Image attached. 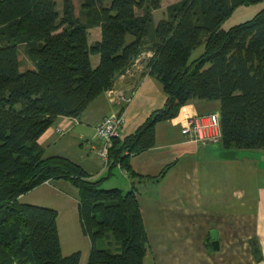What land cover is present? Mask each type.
<instances>
[{"label": "trees", "instance_id": "trees-1", "mask_svg": "<svg viewBox=\"0 0 264 264\" xmlns=\"http://www.w3.org/2000/svg\"><path fill=\"white\" fill-rule=\"evenodd\" d=\"M164 1L61 0L60 11L56 0H0V264L80 263V252L62 253L57 211L18 201L61 180L79 192V219L91 242L87 264H144L150 246L136 185L158 182L171 166L142 177L130 160L154 147L156 126L191 102L220 103L223 149L264 151V10L222 29L238 7L261 0H182L155 24ZM96 28L100 40L90 44ZM145 53L152 56L143 75L161 83L165 104L113 140L107 177L92 178L67 158H46L39 140L54 123L81 118ZM115 168L132 180L130 190L103 189Z\"/></svg>", "mask_w": 264, "mask_h": 264}, {"label": "crops", "instance_id": "crops-1", "mask_svg": "<svg viewBox=\"0 0 264 264\" xmlns=\"http://www.w3.org/2000/svg\"><path fill=\"white\" fill-rule=\"evenodd\" d=\"M151 56L143 54L81 118H59L39 140L45 157L67 158L92 178L107 177V167L101 168L88 154L100 147L98 124L121 112L126 119L121 137H125L165 104L161 83L143 75ZM119 96L130 101L121 102ZM214 105L194 101L184 106L177 118L156 126V145L130 160L142 177H158L171 166L158 182L136 185L150 246L144 264H264V151H227L219 138L204 144L182 134L189 119L219 115L220 107ZM212 134L209 130L208 135ZM214 134L220 136V128ZM117 169L127 180L126 191L130 190L132 180ZM78 195L70 182L61 180L47 182L18 201L57 211L63 255L80 252L79 264H87L91 242L82 231ZM213 231L217 232V250Z\"/></svg>", "mask_w": 264, "mask_h": 264}, {"label": "built area", "instance_id": "built-area-1", "mask_svg": "<svg viewBox=\"0 0 264 264\" xmlns=\"http://www.w3.org/2000/svg\"><path fill=\"white\" fill-rule=\"evenodd\" d=\"M120 101L128 103L130 100L120 98ZM124 124V115L119 112L106 117L96 128V138L100 141L97 154L105 165L108 163V154L113 140L121 137ZM219 125V116L216 114L207 117H194L189 119L186 125L183 126L182 134L197 142L206 144L220 138L218 134H214L219 129ZM209 130H212V135H208ZM59 132L62 133L63 131L60 130Z\"/></svg>", "mask_w": 264, "mask_h": 264}, {"label": "rangeland", "instance_id": "rangeland-1", "mask_svg": "<svg viewBox=\"0 0 264 264\" xmlns=\"http://www.w3.org/2000/svg\"><path fill=\"white\" fill-rule=\"evenodd\" d=\"M56 1L58 2V6H59V9L61 11V0H56ZM180 1H182V0H165L163 2L162 8L160 10L154 12V23L157 24V23H159V21H161L162 19L166 18V13H167L166 9L169 6H171V5L175 4V3H178ZM262 10H264V0H261L258 3L252 4V5H249V6L238 7L234 11L233 15L223 24L222 29L228 30V29H230V28H232L234 26H237V25H240L242 23H245V22L251 20L253 17H255V15H257ZM100 37H101V35H100V29L99 28L91 30L90 33H89V42H90V44H93V43L97 42L98 40H100ZM21 51L23 52V55H24L23 62L26 65L28 58L24 54V49L23 48H22ZM203 51H204V46H201L200 48L196 49L194 51L192 57H191V60L199 57L203 53ZM99 61H100V57L98 55L97 56H91V63H92L93 67H96L99 64ZM120 98L125 100V97H123V96H119V99ZM115 102H117L116 99H115ZM214 104H216V106L220 107V103L219 102H217V101L215 102L214 101L213 105ZM124 119H125V117H124ZM125 121H126V119H125ZM96 153H97V151H96ZM96 153L88 151V154H91L92 156H94L96 161L99 163V166L104 169L105 167H107V165H105V163L102 162V160L99 157H97ZM263 163H264V161H263ZM255 169H258V167L256 166ZM112 171H113L112 172V177H110L109 180H107L104 183L103 189L120 188V189L126 191V188H125L124 184L127 183V180L121 175V173H120V171L118 169L115 168ZM112 249H113V251H115V246H113Z\"/></svg>", "mask_w": 264, "mask_h": 264}, {"label": "water", "instance_id": "water-1", "mask_svg": "<svg viewBox=\"0 0 264 264\" xmlns=\"http://www.w3.org/2000/svg\"><path fill=\"white\" fill-rule=\"evenodd\" d=\"M211 237L213 240V248H214V250H217L219 248V242L217 239V232H215V231L211 232Z\"/></svg>", "mask_w": 264, "mask_h": 264}]
</instances>
